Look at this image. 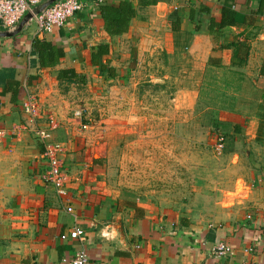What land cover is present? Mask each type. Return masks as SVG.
<instances>
[{
	"label": "crops",
	"instance_id": "crops-1",
	"mask_svg": "<svg viewBox=\"0 0 264 264\" xmlns=\"http://www.w3.org/2000/svg\"><path fill=\"white\" fill-rule=\"evenodd\" d=\"M84 1L82 11L51 33L39 35L36 22L30 21L13 36L0 35V129L6 131L0 142V264H22L27 255L32 264H65V259L81 250L92 264H264V142L256 149L261 148L260 156L254 152L247 161L253 168L238 177L244 180L246 194L229 197L230 207L219 204L213 218L196 220L175 211L161 212L113 183L109 161L103 157L107 142H101L105 130L101 125L106 121L101 113L97 119V112H109L117 103L121 124L108 120L113 122L108 126L123 130L127 105L134 99L128 84H142L143 71L172 68L173 57L181 53L186 54V63L199 70L237 73L236 79L253 80L252 86L264 92L260 74L264 12L252 14L256 0H234L239 25L226 27L217 37L208 30L209 16L202 32L191 33V9L208 5L219 19L222 4L230 0H130L138 14L128 31L118 36L104 29L99 0ZM102 1L116 4L120 0ZM175 11L181 15L178 31L172 27ZM36 37L63 46L65 54L56 66H39L32 51ZM236 39L247 40L250 52L243 66L232 68L233 49L220 47ZM100 43L110 44L103 62L116 69L117 79L100 75L98 66L91 63L92 48ZM212 57L221 62L211 64ZM70 67L86 76L85 83L57 78L60 69ZM153 74L150 77L157 78ZM100 89H106L102 100ZM28 93L39 98V126L47 129L50 116L59 123L52 141L62 148L67 196L58 195L43 177L48 166L45 145L23 108ZM79 110L82 116L77 115ZM238 117L234 130L250 135L248 140L254 142L257 114L250 111ZM68 206L73 212L67 211ZM76 226L84 229L83 240L62 238ZM218 242L232 245L234 253L215 257L212 249Z\"/></svg>",
	"mask_w": 264,
	"mask_h": 264
},
{
	"label": "rangeland",
	"instance_id": "rangeland-1",
	"mask_svg": "<svg viewBox=\"0 0 264 264\" xmlns=\"http://www.w3.org/2000/svg\"><path fill=\"white\" fill-rule=\"evenodd\" d=\"M172 62L169 69L143 71L142 84H128L134 99L127 105L123 130L108 126L113 120L121 124L117 103L109 112H97V119L101 113L106 121L101 125V130L105 128L101 142H107L103 157L109 161L111 180L128 195L161 212L208 220L219 204H233L229 197L246 194L244 180L238 177L253 168L247 161L254 152L258 156L262 152L256 149L264 142L259 102L264 92L252 86L253 80L236 79L237 73L199 70L186 63V54H176ZM154 72L157 78L150 77ZM100 91L102 100L106 89ZM250 111L259 121L254 142L248 140L250 135L234 130L238 115ZM246 124L243 121V128Z\"/></svg>",
	"mask_w": 264,
	"mask_h": 264
},
{
	"label": "trees",
	"instance_id": "trees-1",
	"mask_svg": "<svg viewBox=\"0 0 264 264\" xmlns=\"http://www.w3.org/2000/svg\"><path fill=\"white\" fill-rule=\"evenodd\" d=\"M233 1L234 0H230V2L222 4L219 19H216L215 16L212 15L211 7L208 5L193 7L190 14V21L192 23L191 33L196 34L202 32V24L207 16H209V19L207 20L209 22L208 30L210 33L214 34L215 37H217L226 27L239 25L238 11L232 7ZM146 4H149V2ZM254 5L256 7L252 9V14H261L264 12V0H256ZM98 12L102 18L104 29L111 36H118L127 32L132 20L136 18L138 14V10L130 0H120L116 4L102 1L98 4ZM171 17L172 27L175 31H178L181 27V15L179 11L172 13ZM220 48L233 49L232 68L241 67L248 60L250 44L247 40L236 39L233 42L221 45ZM32 51L36 54L39 66L42 68L56 66L65 54L62 45L37 37L33 40ZM109 52V43L97 44L92 48L91 63L92 65L98 66L100 75L116 78L118 76L116 69L103 62V57L109 54ZM220 62L221 61L218 58H210L211 64L217 65ZM260 74L264 76V62ZM57 78L61 82L69 83H85L86 81V76L84 74H79L73 67L60 69ZM11 90H13L15 95L18 94V90H16L14 86L11 87ZM260 108L264 109V100L260 103Z\"/></svg>",
	"mask_w": 264,
	"mask_h": 264
},
{
	"label": "built area",
	"instance_id": "built-area-1",
	"mask_svg": "<svg viewBox=\"0 0 264 264\" xmlns=\"http://www.w3.org/2000/svg\"><path fill=\"white\" fill-rule=\"evenodd\" d=\"M140 1V0H138ZM49 0H0V27L4 30L14 31L19 27L28 13L33 16L26 23L35 21L38 27V34H48L53 32L74 16L77 12L86 7L84 0H56L47 4ZM102 0L98 1V4ZM25 23V24H26ZM24 24V25H25ZM24 111L29 115L36 135L45 145L44 157L47 160V168L43 174L44 179L51 184L58 195L67 196L68 173L61 159L62 148L60 144L52 141V132L59 123L54 116H50L47 129L38 125L41 116V104L36 94L28 93L23 102ZM78 116L83 115V111L77 112ZM6 135L4 129H0V142ZM68 212H73V207H67ZM83 240L85 231L81 227H74L68 234H63L62 238ZM212 253L215 257H223L234 253L232 245L226 242H218L214 245ZM65 264H92L90 257L85 250L79 251L72 259H65Z\"/></svg>",
	"mask_w": 264,
	"mask_h": 264
},
{
	"label": "water",
	"instance_id": "water-1",
	"mask_svg": "<svg viewBox=\"0 0 264 264\" xmlns=\"http://www.w3.org/2000/svg\"><path fill=\"white\" fill-rule=\"evenodd\" d=\"M55 1H56V0H49V2H48L47 4L53 3V2H55ZM32 16H33V15H32L31 13H28V14L26 15V17L23 19V21L20 23L19 27H18L16 30H14V31L5 30V31L0 32V35H2V36H13V35H15L16 33H18L19 31L22 30L24 24H25V23L29 20V18H31ZM22 264H32L31 259H30V257H29L28 255L25 256V257L23 258V260H22Z\"/></svg>",
	"mask_w": 264,
	"mask_h": 264
}]
</instances>
